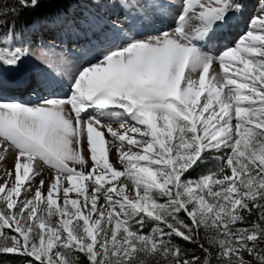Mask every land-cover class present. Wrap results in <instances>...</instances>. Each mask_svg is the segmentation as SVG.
<instances>
[{"label":"snow or ice","instance_id":"snow-or-ice-1","mask_svg":"<svg viewBox=\"0 0 264 264\" xmlns=\"http://www.w3.org/2000/svg\"><path fill=\"white\" fill-rule=\"evenodd\" d=\"M46 2L0 0V97L37 96L0 98V256L264 264V0L219 53L210 41L245 0H65L83 7L34 21L35 46L17 40L6 17ZM62 36L89 37L78 59ZM29 59L39 73L5 76ZM208 156L219 168L190 179Z\"/></svg>","mask_w":264,"mask_h":264},{"label":"rangeland","instance_id":"rangeland-1","mask_svg":"<svg viewBox=\"0 0 264 264\" xmlns=\"http://www.w3.org/2000/svg\"><path fill=\"white\" fill-rule=\"evenodd\" d=\"M80 7H83V5L79 6V7L77 6L73 11H77L78 12L80 10ZM118 11H119V9H116V8L108 9V10H106L105 15L106 16H110V17H114L115 13L118 12ZM156 27L160 28L161 25L158 23L156 25ZM163 27H174V26L169 21V22H166L165 25H163ZM50 38L51 37L48 34V32L45 31L43 33V39L45 41H47V40H50ZM2 39L3 38H0V41H2ZM40 39H41V34L40 33H36V37H35V41H34L33 40V36H32V30H30L28 32L27 37H26L25 40L27 42H29V43H33V46H35V43L39 42ZM61 39L63 40V45L65 47L66 53L69 56V59L70 60H74V58H78L79 57V53H80V50H81L80 46H85L88 43L89 37H86V36H80V37H76V36H62ZM239 39H240V37L236 36L235 43ZM220 40L224 41V37H221ZM8 43L9 44L11 43V39L10 38L8 40ZM219 44H221V43H219ZM75 47H77V48H75ZM73 49L75 50V52H76L75 54L76 55H71V50H73ZM22 67L25 68V69H31L32 70V75L34 73H39L41 71V69L31 59L26 60ZM67 91H68V89L65 86V88L61 89L58 92V95L59 96H64L67 93ZM6 94L8 96V99H16V100H19V101L24 102V103H36L37 102V96H36V94H34L32 89H28L27 93H22L20 98H18L19 97L18 93L11 92L10 90L7 91ZM213 155H218V154L214 153ZM11 166H12V163L11 164H7V167L10 168ZM219 166H220V162H219L218 159H212L211 156L205 157V161L199 165V167H201V168L197 172H195L196 176L191 178V179H197L201 175L206 174L209 170L215 171V170H217L219 168ZM199 167H196L195 169H197ZM201 171H202V173H200ZM0 175H2V173H0ZM254 216L250 217L249 220H255L256 217H254ZM239 226L243 227V226H246V225H239ZM148 230H150V228ZM201 237H202L201 242H203L205 244V246L207 247L208 244H207V240H206V233L203 231V229L201 230ZM182 247L189 248V249H192L193 251H196L195 245H193V244H188V243L185 242V243L182 244ZM196 254L200 255V253L198 251H196ZM245 258L247 259L248 257L246 256ZM158 259L159 258H150V260L152 261V264H158ZM161 264H162V262H161ZM213 264H217V262L214 260Z\"/></svg>","mask_w":264,"mask_h":264},{"label":"bare ground","instance_id":"bare-ground-1","mask_svg":"<svg viewBox=\"0 0 264 264\" xmlns=\"http://www.w3.org/2000/svg\"><path fill=\"white\" fill-rule=\"evenodd\" d=\"M246 2V10L245 13L243 14L242 17L238 18L232 25L229 26L228 30L218 32L214 34L212 37L210 43L214 50L219 53L226 47L233 46L236 41V36L241 37L243 36L247 31H248V21L250 20L251 17L256 16L259 14V9L262 6L261 0H245ZM173 26H175L173 24ZM166 28V27H165ZM219 36L224 37V41H221L219 39ZM221 43V44H219ZM82 47V46H80ZM77 48V47H75ZM75 50H71V55H76ZM78 59V58H74ZM32 75V70L31 69H25L22 67L20 72L13 73L11 71H5V76L7 78H12V79H17V78H22V77H30ZM10 90L11 92L18 93V98H20L22 93H27L28 89L20 87V88H8L3 94L2 97L0 98H8L6 92ZM115 153L113 152L112 158H114ZM12 163V159L9 158L8 164ZM51 174L50 170L45 171L44 175L45 178H47Z\"/></svg>","mask_w":264,"mask_h":264},{"label":"trees","instance_id":"trees-1","mask_svg":"<svg viewBox=\"0 0 264 264\" xmlns=\"http://www.w3.org/2000/svg\"><path fill=\"white\" fill-rule=\"evenodd\" d=\"M73 5L75 7L77 6V3L65 2V0H47V2L44 3L40 9H37L36 12L27 11L21 14L18 19L15 17H6V19L15 26L16 35H24L26 28L31 24H34L33 22L40 19L42 16L50 15L56 11H63L64 9L70 10ZM7 32V28H0V35L4 36ZM196 171L197 170L195 169L191 172V176L189 177L190 179L196 176ZM0 264H26V261L23 257L0 256Z\"/></svg>","mask_w":264,"mask_h":264}]
</instances>
